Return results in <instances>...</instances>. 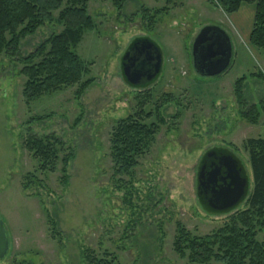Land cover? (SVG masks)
I'll use <instances>...</instances> for the list:
<instances>
[{"label":"rangeland","instance_id":"1","mask_svg":"<svg viewBox=\"0 0 264 264\" xmlns=\"http://www.w3.org/2000/svg\"><path fill=\"white\" fill-rule=\"evenodd\" d=\"M165 5L129 0L118 9L109 0L88 2L95 28L83 33L75 52L88 69L83 81L93 84L81 96L78 85L30 103L22 95L26 79L19 58L63 30L56 21L59 10L52 22L22 40L19 57L0 54V219L10 245L0 264H88V249L98 257L109 252L118 264H189L173 247L179 226L205 236L247 207L244 201L226 213L205 210L196 178L207 150L228 148L244 164L252 191L246 144L264 139V112L257 124L242 119L235 88L246 77L248 105L264 99V79L253 76L264 74V53L237 27L235 14L211 0H181L154 21L144 17V8L153 14ZM246 15L249 29L253 17ZM207 25L226 30L233 46L230 67L212 77L197 73L193 59L195 38ZM139 37L152 39L164 57L162 73L146 88L127 84L121 68L123 55ZM144 92L150 95L145 110L153 114L147 123L158 122V106L165 123L133 173L120 176L111 158L112 129L138 110ZM28 128L38 136L56 134L65 153L73 151L65 184L61 164L54 172L41 171L24 148ZM29 180L32 185L25 188ZM258 238L263 240L264 232Z\"/></svg>","mask_w":264,"mask_h":264},{"label":"trees","instance_id":"2","mask_svg":"<svg viewBox=\"0 0 264 264\" xmlns=\"http://www.w3.org/2000/svg\"><path fill=\"white\" fill-rule=\"evenodd\" d=\"M90 0H0V54L9 57L20 56L22 40L37 31L45 23L54 20L53 12L59 10L56 21L63 30L52 34L40 43L34 51L19 58L23 65L21 75L26 79L22 95L27 103L43 95L65 87L79 86L77 95L81 96L93 84V80L83 81L88 73L85 62L75 52L83 33L95 28L93 18L88 12ZM102 1V0H94ZM121 9L129 0H109ZM165 6L150 14L144 8V17H155L168 12L170 5L181 0H163ZM226 13L237 12L243 3L254 4L255 13L249 36L250 44L264 53V0H211ZM264 79L263 73L253 74ZM246 77L236 82L235 96L239 104L238 113L248 123L257 124L264 112V99L259 105H248L245 98ZM150 100L148 92L138 96V110L116 122L110 137L111 158L117 175H131L139 165V159L151 148L161 123L158 106V122L147 121L153 116L145 110ZM33 122V121H32ZM31 123V122H30ZM246 147L250 155L253 175V189L246 199L247 207L229 216L222 227L205 236H195L178 227L173 247L175 252L189 264H264V238L258 236L264 232V139H249ZM24 148L40 162L41 171L54 172L61 164V181H68L67 168L74 157L72 150L65 153V143L56 134L38 136L31 128L27 129ZM63 154V156H61ZM32 181L24 184L30 188ZM56 231V224L50 220ZM56 233V232H55ZM88 264H118L116 257L105 252L102 257L92 251L84 250Z\"/></svg>","mask_w":264,"mask_h":264},{"label":"water","instance_id":"3","mask_svg":"<svg viewBox=\"0 0 264 264\" xmlns=\"http://www.w3.org/2000/svg\"><path fill=\"white\" fill-rule=\"evenodd\" d=\"M194 67L202 76L224 73L233 59L228 33L219 26L203 27L193 44ZM161 48L149 37H139L121 59L124 80L132 87L145 88L163 71ZM196 194L205 210L226 213L239 207L250 193V177L241 159L232 152L207 151L197 171ZM10 248L4 222L0 219V260Z\"/></svg>","mask_w":264,"mask_h":264},{"label":"crops","instance_id":"4","mask_svg":"<svg viewBox=\"0 0 264 264\" xmlns=\"http://www.w3.org/2000/svg\"><path fill=\"white\" fill-rule=\"evenodd\" d=\"M248 5H250V6H248ZM254 13H255V5L254 4H248V3H243L237 12L232 13V14H235L234 17H236L235 22L237 24V27H239L240 30H242L245 33L244 35H246V37L248 39L250 36V32H251L253 23L251 24L250 28L247 29V26L245 25V22L243 21V19L247 18L246 14H249V16L252 15V17L254 18Z\"/></svg>","mask_w":264,"mask_h":264},{"label":"flooded vegetation","instance_id":"5","mask_svg":"<svg viewBox=\"0 0 264 264\" xmlns=\"http://www.w3.org/2000/svg\"><path fill=\"white\" fill-rule=\"evenodd\" d=\"M156 81H157V80H156ZM156 81H155V82H156ZM152 84H153V83H152ZM152 84H150V85H152ZM148 86H149V85H148ZM148 86H147V87H148ZM145 88H146V87H145ZM211 149L216 150L218 153H221V152H222V153H223V152H232V151L229 150L228 148H223V147H214V148H211ZM211 149H209V150H211ZM209 150H207V151H209ZM207 151H206V152H207ZM206 152H205V153H206ZM205 153H204V154H205ZM232 153H234V152H232ZM204 154L202 155V157L204 156ZM234 154H235V153H234ZM235 155H236V154H235ZM236 156H237V155H236ZM202 157H201V159H200V162H201V160H202ZM238 158H239V157H238ZM200 162H199V166H200ZM199 166H198V168H199Z\"/></svg>","mask_w":264,"mask_h":264}]
</instances>
